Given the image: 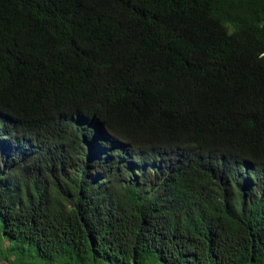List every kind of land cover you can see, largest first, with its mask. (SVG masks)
I'll list each match as a JSON object with an SVG mask.
<instances>
[{
	"label": "trees",
	"instance_id": "obj_1",
	"mask_svg": "<svg viewBox=\"0 0 264 264\" xmlns=\"http://www.w3.org/2000/svg\"><path fill=\"white\" fill-rule=\"evenodd\" d=\"M0 264H264V0H0Z\"/></svg>",
	"mask_w": 264,
	"mask_h": 264
},
{
	"label": "clouds",
	"instance_id": "obj_2",
	"mask_svg": "<svg viewBox=\"0 0 264 264\" xmlns=\"http://www.w3.org/2000/svg\"><path fill=\"white\" fill-rule=\"evenodd\" d=\"M98 132L104 133L103 136L100 137V139H101L102 137L107 138V134H108V133L104 131V129H103V125L100 126V129L98 128V129L95 131V136H98ZM100 139H99V141H100ZM95 147H96V146H95ZM96 149H97L98 152H100V150H99L97 147H96Z\"/></svg>",
	"mask_w": 264,
	"mask_h": 264
}]
</instances>
